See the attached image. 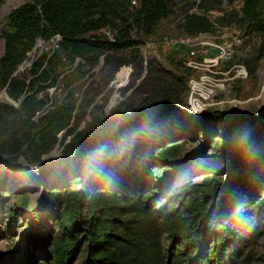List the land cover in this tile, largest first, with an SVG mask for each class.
Masks as SVG:
<instances>
[{
    "label": "trees",
    "instance_id": "1",
    "mask_svg": "<svg viewBox=\"0 0 264 264\" xmlns=\"http://www.w3.org/2000/svg\"><path fill=\"white\" fill-rule=\"evenodd\" d=\"M129 2L29 0L9 10L0 32V91L16 99L25 87H35L34 94L44 88L35 86L38 82L54 79L59 64L54 54L39 56L30 64L26 86L12 75L37 38L59 34V48L72 58L90 48L84 35L106 26L109 17L123 16V21L149 34L156 21L168 14L166 0H138L132 8ZM203 2L197 3L199 10L212 9ZM231 23L243 34H256L264 42V0H244L237 10L223 12L213 20L202 13H190L182 28L186 35L213 33L217 26ZM105 44L124 48L132 40L126 31H120ZM41 105L34 95L26 96L18 108L0 102V162L13 165L22 147L32 142L38 153L51 149L54 135L46 128L35 130L37 124L31 119ZM159 118L151 114L135 127L122 126L95 143L75 135L66 146L73 166L79 168L75 174L73 166L65 167L64 177L55 175L53 169L36 177L0 168V184L15 179L39 180L46 185L44 197L31 212L39 228L38 241L27 234L48 260L38 264H68L78 255L82 256L78 264H251L250 248L264 215V196L258 188V184L264 185V149L255 152L254 160L241 156L228 181L204 175L201 182L187 185L181 181L185 174L170 173V168H187L177 164L179 143L173 138L157 142L149 135ZM223 146L215 152L227 160L233 152ZM94 157L100 161L95 169L85 165ZM203 165L197 163L195 168L203 169ZM150 172L160 181L161 189L151 186ZM5 197L0 187V205ZM26 204L25 196H20L21 212ZM9 214L12 222L17 219L16 212Z\"/></svg>",
    "mask_w": 264,
    "mask_h": 264
},
{
    "label": "rangeland",
    "instance_id": "2",
    "mask_svg": "<svg viewBox=\"0 0 264 264\" xmlns=\"http://www.w3.org/2000/svg\"><path fill=\"white\" fill-rule=\"evenodd\" d=\"M27 1L0 0V32L6 26L9 10ZM200 1L166 0L168 14L156 21L149 34H144L130 21H123V16L109 17L106 26L84 35V40L91 46L82 56L70 58L58 46L45 44L39 56L48 58L54 54L59 62L53 73L54 79L38 82L35 86L43 85L44 88L34 94L35 87L31 90L25 87L16 99L1 90L0 102L18 108L26 96L34 95L35 100L42 101L41 107L31 116L37 124L34 129H49L55 142L44 153H38L34 142L23 146L13 165L0 162V168L11 173L28 172L36 177L46 169H53L55 175L64 177L65 167L73 166L74 159H70L66 146L75 135L88 143H95L97 138L122 126L135 127L137 122L150 118L151 114L160 117L149 130L154 141L173 138L180 145L177 164L187 165V168H170V173L185 174L181 180L184 184L201 182L204 175L215 177L219 182L228 181L237 171L241 156L254 160L255 152L264 149L262 39L256 34H243L234 23L217 26L212 35L237 33L241 36V43L232 60L208 73L209 78L200 83L194 93H190L188 82L190 78H197L199 73L184 67L183 51L166 50L168 41L186 35L182 28L186 15L202 13L213 20L223 12L237 10L244 0H204L203 4L212 5L209 11L197 8ZM128 7L134 6L129 2ZM120 31L129 34L132 44L124 48L106 46L105 43L112 41ZM38 39L34 44L39 49L45 39ZM2 51L0 35V55ZM31 58V54L25 55L15 71V76L23 80L25 86L29 83L27 69L37 57L28 63ZM232 65L242 66L245 76L232 77L235 68L228 69ZM193 99L203 105L190 104ZM221 145L225 151L233 152L232 157L226 160L216 154L215 148ZM92 161L89 165L88 161L85 162V165L98 168L100 161L97 157ZM200 162L204 168H195ZM77 170L79 168L73 166L72 173ZM149 182L152 187L161 189L160 181L152 172ZM167 183L172 180L167 179ZM0 187L6 195L0 205V264L48 263L41 250L27 237L31 234L38 241L39 228L31 212L44 197L46 185L39 180L23 182L13 179L1 183ZM258 188L264 196V185L258 184ZM9 195L15 197L9 198ZM20 196H25L27 201L24 212L19 210ZM9 212L18 214L13 222ZM260 222L257 229L260 233L250 248L251 264H264V215L260 216ZM162 242L166 245V241ZM81 259L82 256L78 255L68 264H78Z\"/></svg>",
    "mask_w": 264,
    "mask_h": 264
},
{
    "label": "built area",
    "instance_id": "3",
    "mask_svg": "<svg viewBox=\"0 0 264 264\" xmlns=\"http://www.w3.org/2000/svg\"><path fill=\"white\" fill-rule=\"evenodd\" d=\"M130 3L134 5L135 0H130ZM37 40L40 39L37 38L35 43ZM60 40L61 36L56 33L44 41L41 40L43 45L39 49L33 44L36 56H39L41 49L47 43H49L51 47H59ZM240 43L241 36L237 35V33L217 36L207 32L184 35L180 38L168 41L169 46L175 51H183L184 67L193 73H199L197 78L189 79L188 87L190 93L196 92L200 83H203L209 78L208 73L214 72L222 63L230 62ZM232 68H235L232 77L245 76L246 72L242 66L232 65L228 69L230 70ZM190 104L203 105L198 99H193ZM193 110L197 109L193 108Z\"/></svg>",
    "mask_w": 264,
    "mask_h": 264
},
{
    "label": "water",
    "instance_id": "4",
    "mask_svg": "<svg viewBox=\"0 0 264 264\" xmlns=\"http://www.w3.org/2000/svg\"><path fill=\"white\" fill-rule=\"evenodd\" d=\"M29 54H31V59H30V61L28 62V63H30L33 59H34V57H37L36 55H35V50H34V46H32V48L27 52V54L26 55H29ZM17 68V67H16ZM15 71H16V69L14 70V72L12 73V75H15Z\"/></svg>",
    "mask_w": 264,
    "mask_h": 264
},
{
    "label": "crops",
    "instance_id": "5",
    "mask_svg": "<svg viewBox=\"0 0 264 264\" xmlns=\"http://www.w3.org/2000/svg\"><path fill=\"white\" fill-rule=\"evenodd\" d=\"M166 50H167V51H175L171 46H167V47H166ZM175 52H178V51H175Z\"/></svg>",
    "mask_w": 264,
    "mask_h": 264
}]
</instances>
